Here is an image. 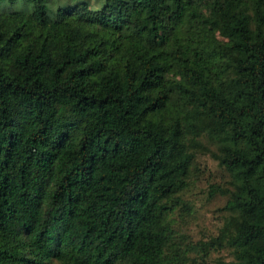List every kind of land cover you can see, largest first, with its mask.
Masks as SVG:
<instances>
[{"label": "trees", "instance_id": "obj_1", "mask_svg": "<svg viewBox=\"0 0 264 264\" xmlns=\"http://www.w3.org/2000/svg\"><path fill=\"white\" fill-rule=\"evenodd\" d=\"M23 1L0 13V264H190L205 136L232 185L217 264H264V0Z\"/></svg>", "mask_w": 264, "mask_h": 264}, {"label": "rangeland", "instance_id": "obj_2", "mask_svg": "<svg viewBox=\"0 0 264 264\" xmlns=\"http://www.w3.org/2000/svg\"><path fill=\"white\" fill-rule=\"evenodd\" d=\"M84 1L90 3V8L98 7L95 0H50L53 18H56L60 7L75 6ZM19 11L29 13L32 5L23 0L0 2V13ZM201 141L210 151L196 153L190 185L181 195L183 202L174 215L175 229L180 232L185 245L191 244L195 249L191 251L190 264H217L233 259L228 246H211V242L221 238L232 217L227 208L230 196L224 194V191L232 190L231 176L212 155L218 152L217 145L206 136Z\"/></svg>", "mask_w": 264, "mask_h": 264}]
</instances>
